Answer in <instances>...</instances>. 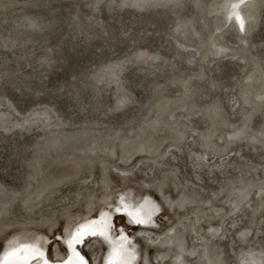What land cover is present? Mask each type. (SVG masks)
I'll use <instances>...</instances> for the list:
<instances>
[{"label":"rangeland","instance_id":"374dc122","mask_svg":"<svg viewBox=\"0 0 264 264\" xmlns=\"http://www.w3.org/2000/svg\"><path fill=\"white\" fill-rule=\"evenodd\" d=\"M216 1L0 0V197L10 199L15 195L9 216L22 221L27 217L21 209L26 189L30 184L38 186L45 200L34 215L49 219L45 224L25 227L16 223L1 229L0 264L7 243L14 239L37 241L48 263H62L69 254L64 242L67 233L81 219L98 218L102 211L113 214L111 233L127 236L129 247L136 253L134 264H210L206 250L214 249L220 251L217 261L224 264H264V204L255 216L249 207L257 200V186L264 182V138L253 136L264 119L254 108L250 127L243 128L239 125L241 114L230 107L229 99H238L243 92L253 100L258 97L257 87L244 79L251 75V61L245 65L237 58L223 57L218 49L215 56L208 53L205 61L200 58L206 48L202 42L210 31L216 33L214 28L219 23L211 13ZM249 2L244 1L242 6ZM259 6V19L249 34L248 46L263 67L264 0ZM218 39L241 44L233 27ZM183 80L192 87V98L197 102L193 112H200L180 119L183 123L174 128L182 132L179 140L167 122L150 125L151 121L144 120L153 115L150 106L154 107L160 96L176 97L182 91ZM216 100L222 105L221 112L243 131L240 137L235 133L230 139V135L224 136L233 143L227 150L239 147L245 159L232 157L240 167L211 175L206 167L194 165L192 155V150H203L198 143L206 139H198L196 144L190 141L207 129V118L213 115L210 103ZM174 108L173 116L184 114L178 106ZM201 113H205L203 118L199 117ZM218 128L217 134L230 127ZM248 133L252 140L246 143L242 137ZM111 139H115L117 155L108 152ZM216 139L211 138L219 146H226ZM90 146H95L93 151H88ZM61 149L64 154L93 156L91 165L57 159ZM167 150L175 152V158L166 155L158 163L161 166L143 164L149 157L163 158ZM104 158L113 165L106 171V186L101 182L100 161ZM35 162L38 185L31 177L30 165ZM121 168H133L134 175L122 177ZM240 168L242 173L249 169L246 178L256 185L248 196L242 190L234 193L238 201L230 205L234 196L227 195L228 186L222 190L219 186L234 177L231 186L236 189ZM195 174L200 175L204 187ZM158 187L172 201L183 202L185 208H170ZM249 188L251 185L246 190ZM215 189L221 191L216 199ZM188 197L196 199L192 203ZM144 198L158 207L147 225L130 221L119 202L138 203ZM208 198L211 209H205L206 218L196 223L193 205ZM216 213L221 214L220 229ZM233 218L238 225L228 231ZM249 218L250 226L243 227ZM193 222L201 244L195 245L194 233L184 230ZM146 231L156 237L157 244L143 237ZM176 233L184 239L181 250L177 246L181 236ZM167 239L171 241L168 245ZM77 249L88 264H103L107 245L100 236L88 235ZM39 258L29 264H41Z\"/></svg>","mask_w":264,"mask_h":264},{"label":"bare ground","instance_id":"6f19581e","mask_svg":"<svg viewBox=\"0 0 264 264\" xmlns=\"http://www.w3.org/2000/svg\"><path fill=\"white\" fill-rule=\"evenodd\" d=\"M244 1H246V0H218L215 2L216 6L215 7L213 6V8L211 9V13H215L213 15V18H215L217 21H219V23L217 24V26L215 25V28H214V30H216L215 31L216 33L214 34L213 33L214 31H210L208 38H206L202 42L203 45H206V48H205V51L203 52V54L200 58L204 59V61H205V59L209 55L208 53L213 54L215 56V49H218L220 55H222L223 57L237 58L239 61H241L245 65H248V63L250 61L252 62V66H251L252 68L248 71V72H251V75H246V76L244 75L245 76L244 79H245L246 83L248 85H250L251 87H257L258 97L256 98V100H253V99L249 98L248 95H246V93L243 92V93H241L242 95L240 98L229 99L231 110L232 111H238L241 114V122L239 125H241V126L243 125L242 127L246 128V127H250L249 125H250L251 117L253 115L252 110L254 108L261 111L260 113L262 114V118L264 119V66L263 67L260 66L256 56L251 52L250 47L248 46V40H249L248 37H249L250 32L257 25V22L259 19V11H260L259 5L263 0H250L249 4L247 6H242ZM226 25H227V27H225ZM230 27H233L235 29L237 35L239 36V40H240L241 44L238 46L232 45L231 43H228L226 41H220L218 39L219 36L225 34ZM195 32L197 35L198 32L197 31H195ZM200 36H201V34H199V36L197 35V37L201 38ZM203 70H204V67L201 66L200 72H202ZM187 83L188 82L186 80L182 81V84H181L182 91L176 97L160 96L157 100H155L154 103L152 104V105H154V107L150 106V109H149V110H151V112H153V115H151L149 118L145 119L144 121H148V123L151 121L150 125H153V124L157 123L158 121L167 122L168 123L167 127L171 130H174L175 126L177 125V123L180 122L181 118L187 119L188 116H190V115L199 114L200 111L196 112V113L193 112L197 102L194 100V98H192V90H191L192 87ZM210 105L212 107L213 115H209L207 118V120H208L207 129L206 130L204 129L205 131H203V132H198L196 134V138L191 139L190 142L196 144L198 142L197 141L198 139H201V140L206 139L205 142L198 143L203 148V150H200V151L199 150H192V155L194 157L193 160L195 161L194 165H197L198 168L206 167V169H208V171L212 173L211 175H213V173L215 171H219L222 173V172H225V170H227V168H229V170L230 169L235 170L236 168L240 167V165L234 163L232 161V157L237 156L238 158H242V159H245V157L242 156V154L240 153L239 147H237L235 149L231 148V149L227 150L228 149L227 147H230V145L233 143L230 144V141L225 140V138H224V136L230 135V137H229V139H230L232 137L231 135L233 133L239 134V137H240L241 134H243L242 133L243 131L240 130V127L236 125L235 121H229L227 118V115L224 112H221L222 111L221 110L222 105L220 106V103L218 102V100L210 103ZM176 106H178L180 109H182L184 111V114L182 116L175 117L172 115L174 112L173 108ZM197 111H198V109H197ZM164 114H165V117L163 116ZM204 114L205 113H201V115L199 117L203 118ZM188 122H189V120H188ZM180 123H183V121ZM169 124L170 125L172 124V125L169 126ZM188 124H190V123H188ZM221 125L225 126V127L227 126V128L228 127H230V128H228V130L226 132L221 131L219 134H217L216 131H217V129H219L218 126H221ZM182 126L186 128V126H184V124ZM181 129H183V128H181ZM186 130H188V129H186ZM140 131L136 132L138 137L141 134ZM174 131L176 132V135L180 140L183 137L182 132L180 130H178V131L174 130ZM244 131L246 132L245 129H244ZM92 133H91V135H92ZM255 135L256 136L258 135V137L264 138V122H262L260 124L259 128L255 129L253 136H255ZM123 136H125V135H123ZM192 136H193L192 133L189 134V137H192ZM214 136H216V138H217L216 140H221L224 144H226V146L225 147L219 146L215 141H212L211 138ZM100 137H101V135L99 136V138ZM121 138L122 137H119V138L116 137L115 139L120 140ZM242 138L247 140L246 143H248V142H250V140H252V137L249 135V133H248V136L246 135ZM90 139H93V138L90 137ZM115 139H111V142L109 143L110 149L108 150V152L113 154V155H115V154L117 155V153L115 152V148H116ZM241 140L242 139H240V142H241ZM100 141H102V140H100ZM104 141H106V140H104ZM88 142H90V141H88ZM107 143H108V141H107ZM126 143H128V141ZM190 145L191 144H189V146ZM94 147L95 146H90L88 151H93ZM260 147H262V146H260ZM253 148L258 150V147L253 146ZM70 149H72V148H70ZM61 153L62 154H57L58 155L56 157L57 159H58V157H60V159H62V158L73 159V160L77 161L78 163H86L89 165H91V162L93 160V158H92L93 156H86V154H85V156L76 155V154H74V152L64 154L63 150ZM90 153H92V152H90ZM165 153H164L163 158H160L158 160H156L155 158H154L155 160L154 159L152 160L151 158H153V157H149V159H144L145 161H143V164H147L149 162L151 166H154V165L158 164L159 162L161 163L162 161H164V158L166 155H168L169 158L173 157L175 152L167 150ZM93 154H95V153L93 152ZM113 155H111V156H113ZM96 156H98V155L96 154ZM174 158H175V156H174ZM100 162H101V167H102L101 169H102V174H103V176L101 178V182L103 183L104 186H106L105 185V183L107 181L106 171L108 170V167H110L111 165L107 162V159H105V158L102 159ZM36 165H37V162L32 163L30 165L32 168L31 177H32L35 185H38L39 184V178H38V171H37ZM158 165L161 166V164H158ZM158 165H156V166H158ZM90 167H92V166H90ZM150 170H152V168ZM198 171H201V169ZM119 172H120V175L122 177H127L130 174L134 175L133 168L132 169L121 168L119 170ZM168 172H170V171H168ZM249 172H250L249 169H246L244 171V173H242L241 168L238 170V173H240L241 175H240V181H239L240 184L238 185V187L236 189H234V185L231 186V183H232V180L234 179V177H232V178L228 177L227 181L222 183L219 186V188L221 190L224 189L226 186H228L229 191H228L227 195L229 193H231L234 196V198L231 197L232 199H234V201H233V203L231 202L230 205H236V203L238 201V200H236V196L234 195V193L241 192V190H242L243 194L245 196H248L250 194V190H252V188L256 185L253 180L246 178V175L249 174ZM166 173H167V171H166ZM197 173H199V172H197ZM195 175H196V178L200 181L199 183L201 184V188L204 187L202 182H201L202 178L200 177V175L199 174H195ZM82 184L84 185V183H82ZM184 184H186V183H184ZM216 185H218V184H216ZM248 185H251V188H249V190H246V187ZM37 187L36 186L32 187V185L30 184L29 188L26 189L27 191L25 190L26 196L24 197L25 200H23V204L21 206L22 207L21 209L23 210V213L27 217L26 218L24 217L25 219L22 221L17 220V219H13V217L9 216L11 205L15 200V195H11L10 199H3L2 198L3 196L0 197V231H1V229L9 228L11 225L16 224V223H20L21 225H23L25 227H29V226H35L38 224H45V223L49 222V219L46 220L47 218L44 219V217H43L40 219V217L35 216L38 214L34 215L36 208L39 205H41L42 201L44 202V200H45V198H41V193H39L40 189H39V187L37 189ZM9 189H7V190H9ZM157 189L162 194V196L164 197L163 198V199H165L164 201H166L169 204L170 208L174 207L175 205H177L179 207V209L185 208V205L183 204V202L172 201L169 198V195L168 196L165 195L160 187H158ZM222 192H224V191H222ZM255 193H256V195L255 194L254 195L257 197L255 204H249L250 200H247V202H246V204H249L250 213L252 214V216H255V214L259 211V209L264 204V182H263V184L257 186ZM5 194H6V192H5ZM213 194H214L213 198L216 199V198H218L217 195L221 194V191L220 190L216 191V189H215V191H213ZM238 194H240V193H238ZM22 195H23V193H22ZM33 196L36 197V200H34ZM52 196H53V194H52ZM194 196H196V195H194ZM186 199H187V197H186ZM195 199H190L189 202L193 203V201ZM210 201L211 200L208 198V200H206L204 202L198 201L195 204V206L193 205V207L195 208L193 211V215H194V218L196 220V223H199L201 217L205 216L204 218H206L207 214H206L205 209H208L209 207L212 206L210 204ZM227 201H229V200L227 199ZM119 202L123 208L122 210H124L126 212L127 217L130 221L139 222V223L144 224V225L148 224V221L152 218V216H154L157 213V210H158L157 205L149 198L141 199L138 203H134L133 201H131V202L128 201L129 203H127L123 200H120ZM53 204L49 203V206L53 205ZM58 205H59V202H58ZM199 206H204V208L199 207ZM40 209L41 208L38 207L37 213H39L41 211ZM209 209H211V208H209ZM219 209H220V207H219ZM219 209L216 208L215 211H217ZM91 210H92V207L90 208V211ZM117 210L119 211L121 209L118 208ZM216 214L217 215H215L214 217L218 221V224L220 226L219 229H220L222 226L221 225V214L220 213H216ZM31 215H33V216H31ZM242 215H245V214L243 213ZM208 216H209V218L211 217L210 215H208ZM112 217H113L112 213L102 211V212H100L98 218L83 219V220L81 219V221L79 223H77L76 226L74 228H72V230L67 233V236L64 239V242L69 249V254L67 257H63L62 263H58V264H88V261H86L84 259V257L81 255L80 251L77 249V244H79V245L82 244L84 242L85 237L87 238L88 235H98L106 243L107 250H106L104 260H103V264H134V259L136 257V253L134 252V250L131 247H129L128 242H127V236L121 235L118 237V236H115L111 233ZM187 220H189V219H187ZM229 222H230V227L229 228L227 227L228 231H230L231 228H235L238 225L237 219L233 218V220L229 221ZM246 223H247V225L243 226L245 228L250 226V224H251L250 218L247 219ZM194 224H195L194 222H193V224H191V223L187 224L186 226H184V230L189 229L190 231H192L194 233V235H195L194 237H196L195 238V242H196L195 245H197V244H201L202 240L200 237L197 238V235L195 232L196 230L194 231ZM225 227H223V228H225ZM176 234L181 236V239L178 242L176 241L177 246L181 250V248L184 247V245H183L184 239H182V234H180V233H176ZM143 237L146 238V240H148L150 244H157L156 237H154L149 231L144 232ZM240 237H242V235H240ZM173 239L174 238H172V240ZM230 240H231V238H230ZM168 243H171V241L167 239L166 245H168ZM232 249H233V247H232ZM218 251H219L218 249H214L212 252L206 250V255L208 257H211L210 264H224L223 260L217 261V258L219 257V252H220V251L219 252ZM42 253H43V249H42L41 245L39 244V242L28 241V240L27 241H20L19 239H14V240H11L10 242H8L6 245V249L2 254V258H3L2 264H29V262L31 260H33L34 258H36V259L39 258L36 256H41V258H39L41 264H52V263H48L46 261V259L42 256ZM55 254H56V256H59V254H60L57 248L55 249Z\"/></svg>","mask_w":264,"mask_h":264}]
</instances>
